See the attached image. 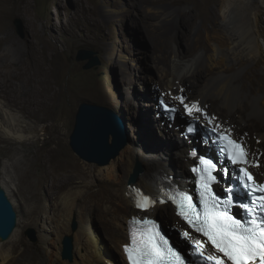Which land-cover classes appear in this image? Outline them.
<instances>
[{
  "label": "rangeland",
  "instance_id": "rangeland-1",
  "mask_svg": "<svg viewBox=\"0 0 264 264\" xmlns=\"http://www.w3.org/2000/svg\"><path fill=\"white\" fill-rule=\"evenodd\" d=\"M16 1L3 0L0 6V9L10 13L6 21L14 42L23 50L26 49V42L33 37L34 31V41L41 40L47 45L56 46L59 55L53 57L51 64L48 63L52 75L48 76L50 86L42 97L32 99L31 105L29 101L23 102L17 108L5 107L0 99V113L8 115L13 122L12 127H7L0 119V138L20 140V143L7 146L0 143V186L6 191L17 214V228L8 241L0 242V254H9L13 244L19 242L21 251L25 249L26 257L19 259V253H15L9 264H44L49 249L41 241L44 238L42 228L46 226L41 220L46 215L40 208L37 213L31 214L36 204L47 205L48 217H56L78 187L76 169L92 175V205L95 206L108 192L103 182L108 165L87 163L79 159L69 147V136L79 105L87 103L116 111L125 121L131 142L139 153L134 169L136 164L142 166L149 155L154 154L151 147L155 146L156 141H164L157 136L155 126L153 137L150 138V123L154 121V114L149 111V106L158 96L166 98L153 88L161 79V69L164 68L158 66L157 59L170 66V52L183 54L186 44L191 45L192 37L199 36L204 25V12L217 10L220 4L215 5L218 0H214L216 3L208 8L203 6V0H197V5L190 0H181L180 3L172 0H28L29 13L26 14L15 10ZM16 19L23 23V35L14 26ZM230 23L235 34L238 28L231 17ZM81 50L94 52L100 65L85 70L88 61H76ZM259 66L264 68L262 61L257 60L249 66L245 65L242 71L246 74ZM124 68L127 75L123 73ZM20 77L19 81L14 80L18 95L30 96L33 92L31 84L35 79L33 72ZM128 77L133 79V85H130ZM162 87L165 88L164 85ZM176 106L180 109V115L187 118L182 107ZM24 127L27 130L23 131ZM235 136L245 145L250 143V147L257 146L249 129H245L242 136ZM30 137L31 141H28ZM33 157L35 162L27 163L26 159L32 160ZM257 161L259 163L255 166L261 169V155L257 156ZM27 168L35 174V190H29L28 182L24 179ZM41 170L47 171L48 175L53 174L42 181ZM96 181L100 182L96 184ZM112 189L119 190L116 185ZM38 196L42 197L41 202ZM78 204L82 207L86 202ZM91 208L96 215L97 207ZM153 216L162 221L163 227L178 236L177 230L182 227L177 225L180 222H176L177 218L169 207L159 206ZM74 222L77 228L73 232ZM78 229L77 220L71 218L70 233L67 235L72 236L71 233ZM30 232H33L34 241ZM102 232L104 244L114 256L112 261L114 264H123L122 249L111 243L106 231L101 228Z\"/></svg>",
  "mask_w": 264,
  "mask_h": 264
},
{
  "label": "bare ground",
  "instance_id": "bare-ground-1",
  "mask_svg": "<svg viewBox=\"0 0 264 264\" xmlns=\"http://www.w3.org/2000/svg\"><path fill=\"white\" fill-rule=\"evenodd\" d=\"M172 1L180 3L181 0ZM190 1L197 5V0ZM2 2L3 0H0V6ZM214 3H216L214 0H203L204 7L209 8ZM218 3L220 6L217 10L204 12V25L199 36L192 37V43L186 44L184 53L170 52V66L166 65L165 61L157 59L158 66H163L165 69H161V79L158 84L153 85V88L172 101L173 105H180L187 119H199L203 126L228 129V132H232L234 136L236 134L242 136L244 130L249 129L257 146L250 147L248 143L246 148L251 159L255 161L257 156L261 155L262 168H254V170L258 178L262 179L264 177V68L259 66L246 74L242 70L245 65L249 66L257 60L264 64V0H218L215 5ZM15 10L28 14V0H17ZM9 14L8 11L0 9V35H3L0 38V99L5 107L17 108L26 101L31 102V105L32 99L40 98L48 91L50 86L48 76L52 75L50 64L53 57L59 55V51L56 46L47 45L41 40L34 41L33 37L36 36L34 31H32L33 37L26 42V49L23 50L14 42L13 36L8 31L6 20ZM230 17L234 19L238 28L235 34ZM244 31L246 33L242 37ZM199 51L202 52L198 55ZM22 58L23 61L20 60ZM123 63L125 64V61ZM31 71L35 78L32 84L30 83L32 94L18 95L14 80L19 81L21 75L30 74ZM4 72L6 74L3 76ZM123 73L127 75L126 68ZM129 82L133 85L132 78H129ZM163 85L165 88L162 87ZM177 97H184L185 104L199 105L201 112L194 113V118L187 115L184 104H181ZM149 107V111L154 114V105ZM0 119L7 127L13 126L8 115L3 116L0 113ZM153 120L150 123V138L153 137L154 126L157 129L160 126L154 115ZM253 126L255 127L252 128ZM166 128L167 125L161 130L164 131ZM25 130L27 127L23 128V131ZM30 139L31 137L27 140L31 141ZM13 140L0 138V143H5V146L20 143L18 138ZM154 145L153 148L151 147L154 154L149 155L148 160L143 162L142 174L138 175L137 184L135 183L137 187L146 191L141 190L143 193L152 195L157 193L160 181L164 177L172 176L176 181L184 179L188 167L194 163L188 154L195 146L194 143L189 144L170 131L166 132L164 141L158 140ZM0 152H2L1 147ZM138 156V150L131 142L105 167L106 176H102L106 186L104 188L108 192L95 204L98 209L96 215L91 208L95 207L91 204L90 190L94 183L90 181L92 175L78 169H76L79 176V182H76L78 187L74 189L56 217H48L47 205L36 204L31 214L37 213L40 208L46 215L44 220H41L46 225L42 228L44 238H41V241L48 245L49 249L44 264H114L112 261L114 256L104 244L101 228L106 231L104 233L107 234L109 241L120 249L128 244V221L138 214L131 201L133 192L130 184L135 159ZM26 160L30 164L35 162L34 157L32 160L30 158ZM41 172L42 181L53 174L48 175L44 170ZM24 179L28 182V189L35 190L36 186L33 185L35 174L30 173L29 168L24 173ZM232 179L229 178L228 181L231 182ZM114 185L119 188L118 191L111 190ZM57 187L62 188L60 185ZM48 192L52 196L49 189ZM38 200L41 202L43 199L38 196ZM78 202H86V204L79 207ZM158 210L159 206H156L149 215H155ZM71 218L77 220L79 229L69 236L67 234L70 233ZM176 220L178 222V219ZM177 225L183 228L184 233L188 232L189 236L193 237V234L180 223ZM66 235L74 238L72 262L61 258V245ZM15 253H19L17 257L19 259L23 260L26 257L25 249L21 251L18 242L13 244L9 254H0L1 264H9ZM121 255L123 264H127L123 251Z\"/></svg>",
  "mask_w": 264,
  "mask_h": 264
},
{
  "label": "snow or ice",
  "instance_id": "snow-or-ice-1",
  "mask_svg": "<svg viewBox=\"0 0 264 264\" xmlns=\"http://www.w3.org/2000/svg\"><path fill=\"white\" fill-rule=\"evenodd\" d=\"M187 115L194 118V113L201 112L197 104H185L184 97H177ZM169 112L176 109L166 106ZM195 129L189 125L187 131ZM222 142L221 151L225 152L228 159L235 164H247V151L240 142L233 140L227 133H218ZM201 167L193 168V172H199V205L193 197L187 193L176 192L167 198L178 208V215L196 232L206 238L211 248L216 253H222L231 264H264V184L253 179L246 167H240V182L243 188L250 192H259L262 195L250 203L239 205L246 213L247 219L241 221L228 212L227 205L233 202L234 197H229L223 202L210 188V183L216 181L213 175L215 165L206 159L199 158ZM258 201V203H257ZM159 203L154 197L143 193L135 200V207L144 212L154 209ZM202 210V211H201ZM137 225L139 227H137ZM189 238V233H183ZM131 243L125 245L129 264H185V257L181 251L170 244L169 240L161 234L158 225L150 219L141 218L134 220L130 229ZM192 247L194 255L202 257L208 264H224L217 255L205 254V243L194 240Z\"/></svg>",
  "mask_w": 264,
  "mask_h": 264
},
{
  "label": "water",
  "instance_id": "water-1",
  "mask_svg": "<svg viewBox=\"0 0 264 264\" xmlns=\"http://www.w3.org/2000/svg\"><path fill=\"white\" fill-rule=\"evenodd\" d=\"M14 26L23 35V23L16 19ZM77 62L88 61L85 70H91L100 65L95 53L81 50L76 57ZM129 131L125 121L117 112L107 107L82 103L75 116V124L69 136V147L81 160L98 166H107L117 158L120 152L130 143ZM142 166L136 164L130 184L134 185ZM159 222L160 220L157 219ZM17 228V214L9 200L6 191L0 186V242L8 241ZM77 226L72 224V231ZM169 236V232L164 230ZM30 237L34 241L33 232ZM62 259L72 262L73 238L65 236L62 241Z\"/></svg>",
  "mask_w": 264,
  "mask_h": 264
},
{
  "label": "clouds",
  "instance_id": "clouds-1",
  "mask_svg": "<svg viewBox=\"0 0 264 264\" xmlns=\"http://www.w3.org/2000/svg\"><path fill=\"white\" fill-rule=\"evenodd\" d=\"M153 105H154V107H153L154 119L156 121H158L160 124L159 129H157L156 132H157V136L161 139H165L166 132H168V131L177 134V137H179V134L183 132V129L192 121H197V122L199 121L198 123H201L199 119H187L185 116L180 115V109L177 106L173 105L171 102L167 101L165 97H161V96L156 97ZM166 106H168L170 108H174V109H176V111L175 112H169L167 110ZM166 125H167L166 130H164V131L161 130ZM179 138L181 139V137H179ZM187 142H190V144L194 143V145H196L195 139H193L192 141L188 140ZM130 143H131V141H130ZM168 177H172V176H166L164 178H168ZM172 178H174V177H172ZM134 186H135V184H134Z\"/></svg>",
  "mask_w": 264,
  "mask_h": 264
}]
</instances>
